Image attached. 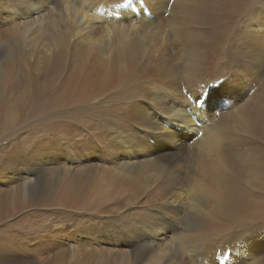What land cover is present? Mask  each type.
<instances>
[{
	"label": "bare ground",
	"instance_id": "obj_1",
	"mask_svg": "<svg viewBox=\"0 0 264 264\" xmlns=\"http://www.w3.org/2000/svg\"><path fill=\"white\" fill-rule=\"evenodd\" d=\"M141 1L0 0V106L5 91L13 87L23 89L26 95L23 103H2L6 108L0 125H16L22 120L19 113L31 107V113L49 123L48 127L68 125L79 133L90 132L92 136L82 149L75 151L91 156L88 166H79L81 158L78 165L65 160L43 161L41 169L47 174L48 188L44 199L52 194L54 183L62 184L64 193L71 194L80 187H93L92 197L98 200L95 206L103 212L96 216L92 211L87 213L82 225L84 237H80L96 242L101 249L105 246L99 242L134 248L106 249L105 264H215L211 259L216 258L217 264H264L254 243L256 234L264 233V148L255 144L257 152L261 149L256 158L252 146L257 124H262L257 129L264 135V98L239 107L232 122H218L221 113L208 120L204 108L221 104V92L207 91L204 84L208 81L200 76L207 69L213 76L222 72L221 67H204L201 49H213L211 46L223 41L229 46V38L235 34L261 41L264 49V38L257 35L264 29V0L253 5L254 0H197L194 8L190 4L178 7L182 19L167 25L172 35L178 27H185L180 30L189 50L186 54L185 48L178 67L185 74H178L186 85L204 87L200 90L195 85L197 89L193 86L195 89H187V93L175 82L178 65L176 62L172 69L174 62L168 51L174 41L165 31L153 30L151 19H144L146 14L156 18L175 10L167 12L171 5L162 10L163 5L146 6ZM236 26L244 28L239 31ZM186 27L191 28L189 34ZM103 62V71L89 80L85 70ZM34 65L39 67L31 69ZM26 68L32 75L25 74ZM53 76L58 83L49 81ZM142 81L149 83L143 86ZM198 96L202 106H198ZM148 103L157 112L155 116ZM186 103L189 108L184 109ZM70 106H75V111L69 112ZM75 114L77 121L72 119ZM164 120L176 121L184 129L172 136ZM191 131L197 136L187 135L190 139L185 141V134ZM166 140L175 141L181 152H161L159 141ZM182 142H190L186 153H182ZM20 143L19 149L14 148L0 161V185L6 188L7 198L31 207L36 201L28 197L32 184L26 180L33 168L24 155L29 144ZM240 146H244L243 152ZM38 148L40 153L32 159L52 152L44 145ZM139 153L144 154L140 157ZM6 181L17 184L12 192ZM58 233L62 235H54ZM112 234L116 236L113 240ZM74 250H69L70 257L77 256ZM2 251L0 264H20L17 260L25 256L26 264L42 263L26 243Z\"/></svg>",
	"mask_w": 264,
	"mask_h": 264
},
{
	"label": "rangeland",
	"instance_id": "obj_2",
	"mask_svg": "<svg viewBox=\"0 0 264 264\" xmlns=\"http://www.w3.org/2000/svg\"><path fill=\"white\" fill-rule=\"evenodd\" d=\"M160 1H161V3H160ZM176 1H177V3H176ZM179 1H181V2H179ZM251 1L253 2V0H251ZM255 1L256 0H254L252 5L255 3ZM143 2H144V5L152 6V7L157 6V7L161 8L163 5V7L161 8L162 10L164 9L165 6L168 7L169 5H171L170 7H168V9L165 8V9H167V12H168L169 8L175 10V13H174L175 15L174 14H168L165 12V15L163 13L156 18H153V17L149 18L151 15L146 14V17H144V19H146V20L151 19V21H152L151 27L153 28V30L165 31V33H168L167 35L171 38L170 41H174L173 48L168 49V51H169V53H172V58H173L172 62H174V63H172V69L176 66V65H174V64H176V62L178 65L176 68L178 69V67L180 65V60L184 59V56L187 54V52L189 50L187 47H185L187 45V43H183V41L185 39L182 36L183 34H181L182 31L180 30V29H184L185 27L184 26L178 27L179 30H176L175 32H173V34H175V35H172V32L171 33L169 32V26H167V25H169L171 22L174 23L178 19H182V18H179L181 15L180 9L183 8V6L184 7L186 5L188 6L189 4H190V7L194 8V6L197 5V0H192V1L191 0H150V1L144 0ZM189 2H191V3L196 2V3H192V4H194V5H192ZM222 3H224V2H222ZM176 5H177V7H176ZM180 5H182V6H180ZM43 13L44 12H42V14ZM136 18H139V17L136 16ZM135 25H138V23H135ZM246 25L247 24H245V26ZM237 26H239V25H237ZM241 27H243V26H241ZM241 27H237V30L241 31L244 28V27L243 28H241ZM198 28H196V29H198ZM186 29H187L186 30L187 34H189L191 31H188V30H191V28L186 27ZM248 29H249V26L247 25V28H245V31H248ZM203 30L204 29H201L200 30L201 32L200 31L199 32L202 33ZM263 30H260L258 32V34H257L258 38L260 36H261L260 38H264V31ZM203 33H204V37L207 36L206 34H208L206 32H203ZM234 36H231V38H229L230 40H232V44L229 46L226 45V42H224V41L220 43V42H217L215 40V43L216 42L217 43L216 44L214 42L213 43L217 46H215V45L211 46L214 50L207 48L210 51L209 52L207 49H205V50H204V48L201 49L202 50L201 53L203 54L202 56L203 57L205 56V58L203 59L204 67H206V68L207 67H214V66L221 67V69H222L221 73L224 74V75H222L221 73H217L216 75L213 76L211 73H209V72H212V70H209V72H208V69L203 70L201 72V75H200L202 77L201 79L203 81H208V84H204V86L206 87V90L207 91H214V92H221L220 93L221 97L218 98L219 100H221V104L217 103V104H213L210 106H206L204 108L205 118L208 120H213L214 118L217 117L218 114L221 113V116L219 117L218 122H221L223 120H225L224 122H226V123L228 121L232 122L233 118L236 116V114L238 112L239 107L247 106L248 104H249V106L253 105V103L255 101L263 100V98H264V87H263V85H264V60H263L264 59V54H263L264 49L262 48L261 41L260 42L259 41L253 42L254 38L253 39L248 38L245 35L243 36V37H246V39L244 38L245 40H243L242 36L241 37L239 35L236 36V34ZM233 39H237V41L235 42V40H233ZM179 40H181V42H179ZM224 44H225V46H224ZM241 44H243V46ZM177 45H179V46H177ZM182 45H184V46H182ZM220 45H223V46L221 47ZM183 47H184V49H183ZM215 47L218 49L217 52H215V50H217ZM185 48H187L186 52L184 51ZM234 49H236V50H234ZM203 50L205 51V55H204ZM211 50H213V51H211ZM226 50H227V52H226ZM228 50H229V52H228ZM256 50H257V52H256ZM221 51L224 54V56L221 53ZM239 51H240V53H239ZM183 52H185L186 54H184ZM206 52H207V54H206ZM214 52H215V54H214ZM230 52H232V53H230ZM236 52H238V53H236ZM243 53H245V54H243ZM240 54H242V56H239ZM245 55H246V57H245ZM247 55H248V57H247ZM176 56H178V57H176ZM179 57H181V58H179ZM233 60L235 63L233 62ZM244 60H246L247 62ZM82 62H83V60H81V64H82ZM226 63H228V64H226ZM39 65L41 66V63ZM258 65H259V67H258ZM34 66H32L31 69L32 68L36 69L39 67L38 65H34ZM104 66H105V63L103 62L101 64H95L94 66H91L88 69H86L85 73L88 75V79L94 80L91 78L93 76L100 74L103 71ZM232 66H234V67H232ZM247 66H249V67H247ZM225 67H227V68H225ZM31 69L26 68L23 71L25 72V74L32 75V73L30 71ZM175 72L176 73H174V74L177 76V79L175 80V82H176V85H179V89H181V92L187 93L188 90L195 89L196 86H197V88H201V87L204 88L201 84H198V85H196V84H194V85L190 84L189 85L188 84V85H186V80L182 76L185 73L183 74L182 69H178V71H175ZM178 72H180V73L182 72V75L180 73L178 74ZM240 72H241V74H240ZM59 73L62 75H65V73H63L62 71H60ZM233 73H234V75H233ZM235 73H236V75H235ZM179 75H181L182 77ZM250 75H251V77H250ZM216 76H218V78H214ZM243 77L245 79H243ZM254 78H256V79H254ZM248 80H249L250 84L248 83ZM49 81L54 83V84L59 82V80L57 78H55L54 76L51 79H49ZM177 81H179V83ZM236 81L238 83H236ZM148 83H149L148 81H142L140 83V85L146 86ZM18 85L23 87L22 84H18ZM184 86H186V87L189 86V87L186 88ZM193 86L195 88H192ZM207 86H209V87H207ZM246 87H247V89H246ZM202 88L200 90H202ZM249 95H251V96H249ZM246 98H247V100H246ZM17 101L21 102V103L26 101V95H25V93L23 94V89L19 88L18 90H16V88L13 87L10 90L5 91V95L2 99V103L17 102ZM222 101H224V102H222ZM2 103L0 106V123L3 119L5 108H6V105H4ZM142 103L145 104L146 101H142ZM188 103H186V105L183 106L184 109L189 108ZM86 107H87V105L85 104V106L83 108H79L78 109L79 112H81V110L85 109ZM147 107L150 110V112L152 113V115L155 116V114H157V112L151 108L149 103L147 104ZM30 108L31 107L26 108L25 113H23V114L19 113L18 118H20L22 120L19 123H17L16 125H14L12 127L8 126V125H6V126L0 125V161L6 155H8L14 148L18 147V149H19V146L17 145L19 142H21L20 146L22 145V143L24 141L27 142V144H29V145H27V147L25 145L24 150H25L26 154L24 153V155L28 156V158H30L31 167L33 168V171H32L31 175H27V177H30V179L26 180V181H27V183L29 182L32 184L31 193L29 194L28 197H30L31 199H34V201H36L35 205H33L31 207H24V206L20 205L17 201H13L10 198H7L8 196L6 195V192H5L6 188L4 187V185H0V256L3 252L2 250H6L9 246H13L14 248H16L17 245H21L22 243H26L27 248L31 249V253L35 257H37V261L38 262L42 261L41 264H105L107 261L105 253H104L106 249H108V248H123V249H127V250H133L134 248L130 249V246L125 245V244H123V245L120 244L118 247H114L112 244H104L102 242H99V243H101V246H105L101 249L100 246H97L95 244L96 242L91 244L86 239H83L80 237V236L84 237L82 235L83 234L82 225L85 222L87 213L89 211H92L96 216V215L103 212L100 208L95 206L96 203L98 202V200H96L95 198L92 197V195L94 193V189L92 186L80 187V189H81V190L79 189L80 191H78L76 194H71L69 192L64 193L62 184L54 183L52 194L51 195L49 194L47 196L48 199H44V197L47 194L46 189L48 190V188H47V182L45 181L47 174L44 175L43 170L41 169L43 167L42 166L43 161L44 160H50V162H59V161L62 162V160H65L66 162H73V163L77 164V161L81 158L82 159L81 163H80L81 165H79V166L80 167L88 166L89 161L92 160L91 156L83 155L82 152H75V151L81 150L83 147L82 144H85V140H88V137H90L92 135L90 134V132H85L84 130H82L83 133H79L72 126H68V125H64V126L61 125L59 127H48L47 125L49 123H47L45 120L42 121L41 118H37V114L33 113V112L31 113ZM71 109L73 111H75V106H70V108L68 109L69 112ZM78 114H79V121H80V119L82 118L81 113H78ZM72 119L74 121H77L76 114L72 117ZM164 124H166V128L168 130L170 129L173 131V133L171 134L172 136L178 135L177 132H181V130L184 129L180 125L176 124V121H172V123H170L168 120H164ZM74 126L77 127L78 125H76L74 123ZM256 126L262 127V124H257ZM257 127L255 129V135L252 134L254 136V138L256 139V140L255 139L253 140V144H252V146L254 145L253 150L256 149L254 151L256 158L259 156L258 155V153L260 152L259 149L264 148V145H263L264 144V142H263L264 141L263 140L264 135H262V132L259 129H257ZM191 128L193 129V131L196 130V124L191 125ZM81 129H83V128L81 127ZM193 131L187 132L185 134V136L187 137V135H189L192 137H196L197 136V135L195 136L196 132H193ZM259 131L261 132V134ZM248 135L251 136V134H248ZM168 136H170V135H168ZM189 136L186 138L185 141H188L190 139ZM260 137H261V139H259ZM260 140L261 141L263 140L262 141L263 144L260 142ZM185 143L186 142L181 143V145L183 146L182 147L183 148L182 153H184V152L186 153V150H188V148L189 149L191 148V146H189L190 142H187L188 144L186 143L187 146H185ZM255 144L257 146H260V148L258 147L259 148L258 152H257V146ZM41 145H44L45 149H48V151L52 150V152L45 153L43 155V157L40 159H37V160L32 159L35 156V153L36 154L40 153L38 146L41 147ZM179 148L180 147L178 145H176L175 141L170 142V141L166 140L165 143H161L159 141V144H158V149L163 153H165L166 149L168 152L169 151L181 152V150H178ZM240 149L243 152L244 146L243 147L240 146ZM17 150H14V151H17ZM72 152H74V153H72ZM189 153H191V152H189ZM143 154L144 153H139L138 155L140 157H142ZM188 167H189V165H188ZM183 171L188 172L189 169L185 170L183 168ZM184 172L182 175H185ZM189 174H191V173L189 172ZM185 176H187V175H185ZM194 176H196V173L194 174ZM186 178H188V177H186ZM5 185L7 186L9 192H12V189H14L15 185H17V184L16 183L11 184V182L6 181ZM43 186H44V188H43ZM184 203H185V201H184ZM43 204H45V205H43ZM55 232H61L62 235L60 233L54 235ZM165 233H167V232H165ZM58 237H61V238H58ZM104 238H105V236H104ZM104 238H102L101 240H103ZM114 238H116V236L114 234H112L110 236V239L113 240ZM254 243H255V250L257 251V254H256L257 257L264 258V255L260 254V253L264 252V233L258 232L256 234V241H254ZM68 244H69V246H67ZM132 244L135 245L134 242H132ZM71 249L72 250L75 249L74 250L75 253L77 251V256L75 258L69 256V254H70L69 250H71ZM26 259H27V257L25 256V258L23 260L18 259L17 262L20 264H26L27 263ZM113 260L118 261L119 259H113ZM211 260L213 263L217 264V258L211 259Z\"/></svg>",
	"mask_w": 264,
	"mask_h": 264
},
{
	"label": "snow or ice",
	"instance_id": "obj_3",
	"mask_svg": "<svg viewBox=\"0 0 264 264\" xmlns=\"http://www.w3.org/2000/svg\"><path fill=\"white\" fill-rule=\"evenodd\" d=\"M196 99H197V101H199V104H198V106H202V104H203V101H201V100H200V97L198 96Z\"/></svg>",
	"mask_w": 264,
	"mask_h": 264
}]
</instances>
